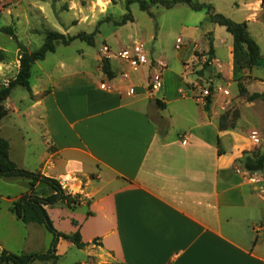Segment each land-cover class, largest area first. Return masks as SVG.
Wrapping results in <instances>:
<instances>
[{
  "label": "crops",
  "instance_id": "crops-1",
  "mask_svg": "<svg viewBox=\"0 0 264 264\" xmlns=\"http://www.w3.org/2000/svg\"><path fill=\"white\" fill-rule=\"evenodd\" d=\"M11 1L0 0V7ZM230 3L243 17L237 22H247L261 48L264 0ZM215 9L228 14L227 5L226 11ZM192 11L193 28L202 37L213 34L212 64L204 73L217 83L237 86L236 95L237 78L246 76L248 92L264 96V64L238 74L233 36L214 25L206 10ZM150 57L166 62L157 92L148 89L150 71L131 70L120 60L118 69L110 61L113 79L105 77L100 62L94 72L84 65L74 68L78 59L57 61L56 75L40 69L45 83L31 82L33 96L29 94L22 109L23 116H32L31 129L7 128L0 122L11 159L80 194L81 204L74 209L64 201L47 206L55 223L56 217L66 222L68 228L56 223L60 231L80 230L87 243L88 260L75 264H94V258L96 264H264V172L249 171L243 163L246 152L264 149V142L254 145L249 134L257 123L246 116V122L221 129L225 97L221 102L214 97L210 111L198 101L189 84L199 78L186 68L201 66L205 55L197 57L188 47L176 50L174 62L167 54L152 52ZM5 104L20 112L10 97ZM32 140L41 146L33 159ZM30 159L33 167L28 166ZM31 190L27 177L0 176V254L11 249V236L20 242L19 255L47 247L36 237L48 231L43 224L18 221L10 211L12 202ZM34 190L39 195L50 192L41 182ZM67 241L58 243L59 258L66 254L63 243L75 245Z\"/></svg>",
  "mask_w": 264,
  "mask_h": 264
},
{
  "label": "rangeland",
  "instance_id": "rangeland-1",
  "mask_svg": "<svg viewBox=\"0 0 264 264\" xmlns=\"http://www.w3.org/2000/svg\"><path fill=\"white\" fill-rule=\"evenodd\" d=\"M194 1L211 3L214 7L224 9V11H226L225 8L227 5L229 15L216 10L235 21L243 18L237 13L236 8L231 9V0ZM192 13L194 11L186 3H179L171 8L153 5L151 7V13L142 10L138 3L131 4L130 9H127L126 0H82L76 3L73 0H14L2 3V7H0V49L4 51L5 57L0 62V84L7 85L16 75L17 66H20L19 44L28 50L39 48L43 44L47 29L60 32L70 30L71 33H65L69 35H75L81 32L96 33L95 44L89 45L86 41L82 40H75L70 45L57 42L55 52L49 53L44 60L34 64L31 77L32 84H36L38 81L40 85L45 83L39 76L40 69L52 70L54 75L59 74V68L55 64L59 60L70 63L80 60V63H77L78 66H74V68L86 67L89 71L94 72L99 62L102 63L104 57L103 47L105 45L109 47L110 52H115L121 49H128L135 41H138L150 53L153 52L155 55L167 54L172 62H174L173 58L177 49L190 47L197 57H203L205 55L201 66L190 65L186 68L189 73L194 74V77L199 78L198 81L189 84L194 90V94L198 97V101L205 105L206 96L209 95L210 88H212V100L216 97L221 102L225 97L222 109L225 112H230V123L234 122L236 126L240 121L244 123L246 122L245 118L249 117L250 119L251 117V121L257 123V126L251 129L249 134L257 131L264 136V96L249 100L247 95L235 94L237 86L217 83L214 76L204 73V71L210 69V65L212 64L213 52L207 51L206 47L209 46L210 49V43H213V34L210 32L202 37V34L191 25L196 19V17L192 16ZM125 16L131 17V19L126 24H121V20ZM4 27H11L16 34V38L4 31ZM228 33L226 31L225 35H229ZM193 38L195 40H192ZM218 44H220V40ZM261 48L264 50V39H261ZM82 50L84 54L81 56L79 52ZM97 55H99V61ZM238 58L239 62L236 70L237 73H242L249 66L245 64L246 57L243 53L238 55ZM108 59L113 61L116 69L119 68L117 59H114L112 56ZM208 61H210V64L204 67ZM161 63L166 64L164 60L152 58L150 67L142 66L138 69H133L128 63L126 64L134 71H139L141 68H146L148 72L150 71L146 76V81L148 89L153 92L152 88H150L152 87L151 83L154 81L155 76L162 71L161 68L164 65ZM83 65L85 67H82ZM125 73L126 71L121 72L123 76L127 77ZM237 80L238 84L240 82L243 87H246L249 83L246 76H239ZM46 81H48V78H46ZM217 84L218 88L215 91L214 88L217 87ZM29 94L28 90L22 86H16L13 89L10 102L14 106H19L20 112H14L11 105L4 104L10 113L0 121L3 126L14 128L15 125H20L26 131L31 129L32 116L28 114V116H23L22 113V109L25 110L27 108ZM28 134L31 135L30 132ZM31 142L30 151L32 154L30 158L33 159L35 152L41 150L39 148L41 146L38 144V141L32 140ZM28 162V166H34L31 159ZM77 191L78 189L76 190L74 187V192ZM55 220L63 228H68L65 221L59 223L60 219L57 217ZM18 221L20 220L18 219ZM53 223L57 227L54 221ZM43 231L44 233H40L36 237L40 240L41 244L47 247L44 250H39V252L49 250L54 239L50 231L48 232L45 229ZM2 233L4 237L7 236L6 225ZM14 239L15 237L13 236L8 239L11 249L7 250L18 254L17 250L21 248L20 242H16ZM67 242L69 243V241ZM61 249L65 250L66 254H63L56 262L53 260L35 261L32 264H75L82 260H88V253L85 248H78L76 245L68 248L63 243ZM95 261L96 258H94V264L97 262Z\"/></svg>",
  "mask_w": 264,
  "mask_h": 264
},
{
  "label": "trees",
  "instance_id": "trees-1",
  "mask_svg": "<svg viewBox=\"0 0 264 264\" xmlns=\"http://www.w3.org/2000/svg\"><path fill=\"white\" fill-rule=\"evenodd\" d=\"M138 3L140 8L144 11L151 13V7L153 5H160L165 8H171L179 3H186L195 11L206 10L211 22L216 25L224 26L234 39V54L236 66L239 62L238 55L244 54L245 64L249 68L263 66L264 54L261 52L260 45L256 39L252 36L248 24L246 21L237 22L225 14L218 12L214 5L211 3L197 2L194 0H126L127 9H130L131 4ZM131 17H124L121 20V24H126ZM4 31L16 38V34L11 27H4ZM96 33L81 32L75 35H69L57 30L45 31V37L43 44L34 50H28L21 44L20 49V66L16 77L8 82L7 85L0 84V119L8 115L9 111L4 106L5 102L11 96L13 89L16 86L25 87L33 96L31 87L32 68L38 61L44 60L49 53L56 51V43L61 42L64 45H70L75 40L86 41L89 45L95 44ZM210 52H213V43H210ZM4 51L0 49V62L4 60ZM211 61V59H210ZM208 61L207 64H210ZM243 66V65H242ZM240 66V68H242ZM104 75L113 79L116 77V73L111 66V62L108 58L102 59L101 65ZM151 88V87H150ZM239 89L241 95H247L249 100L262 97L263 94L253 93L249 94L248 90L239 82ZM212 91L210 88L209 95L206 96L205 109L210 111L212 103ZM160 106H165L161 100H156ZM230 112L226 111L219 119V127L225 129L228 127H234L235 123H230ZM243 163L246 169L249 171H261L264 172V149H258L252 153H245L243 157ZM0 176H23L31 179L32 190L30 193L24 194L17 200L13 201L10 207L12 214L24 223H39L43 224L53 236V242L51 248L47 251H40L30 253L27 255H19L3 249L0 254V264H32L35 261H49L56 262L59 258L57 253L58 243L61 239L68 240L74 243L78 248H85L87 243L82 239L80 230L74 233H65L60 231L53 223V220L47 210V206L54 205L60 201L67 202L69 208L74 209L81 204L80 194L73 195L66 190L62 183L52 177L44 175L41 171H29L23 169L17 165L10 157V143L8 139L0 136ZM41 182L48 186V193L39 195L35 192V185Z\"/></svg>",
  "mask_w": 264,
  "mask_h": 264
},
{
  "label": "built area",
  "instance_id": "built-area-1",
  "mask_svg": "<svg viewBox=\"0 0 264 264\" xmlns=\"http://www.w3.org/2000/svg\"><path fill=\"white\" fill-rule=\"evenodd\" d=\"M103 53H104L103 58H109L112 56L114 59L128 63V65L133 69H138L139 67L142 66L150 67L152 64V58L150 57V53L145 49V46L138 41H135L128 49H121L120 51H115V52H110L109 47L105 45L103 47ZM161 64L164 65L163 67L160 66L162 67L161 69L163 71L166 64L163 63ZM162 71L157 76H155L154 81L151 83L152 86L151 88L153 92L154 91L157 92L162 85ZM251 138L253 144L257 146L261 145L264 142V137L257 131L251 133ZM262 192L264 196V184H263Z\"/></svg>",
  "mask_w": 264,
  "mask_h": 264
}]
</instances>
